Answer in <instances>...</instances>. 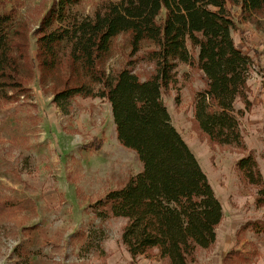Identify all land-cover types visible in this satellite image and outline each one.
<instances>
[{"label": "trees", "instance_id": "trees-1", "mask_svg": "<svg viewBox=\"0 0 264 264\" xmlns=\"http://www.w3.org/2000/svg\"><path fill=\"white\" fill-rule=\"evenodd\" d=\"M12 1L0 0V93L29 94L26 66L29 81L41 83L65 111L77 97L106 99L120 144L144 166L98 202V209L127 220L121 240L131 256L157 251L167 264H196L198 251L216 245L224 219L210 179L165 100L180 91L181 66L206 81L192 100L194 131L214 150L243 154V182L257 188L256 202L264 206V177L241 127L253 105L248 82L254 59L234 41L232 8L239 6L242 18L257 24L264 0H110L94 17L74 20L68 11L77 0H55L33 30L18 21L15 7L7 8ZM122 36L127 62L109 70ZM246 231L264 235V220L245 222L239 233Z\"/></svg>", "mask_w": 264, "mask_h": 264}, {"label": "rangeland", "instance_id": "rangeland-1", "mask_svg": "<svg viewBox=\"0 0 264 264\" xmlns=\"http://www.w3.org/2000/svg\"><path fill=\"white\" fill-rule=\"evenodd\" d=\"M54 1L13 0L7 8L15 7L18 21L29 22L33 30ZM108 1L77 0L68 17H94ZM232 8L234 41L254 59L248 82L253 105L241 127L264 177V17L255 24L242 18L239 6ZM115 46L109 70L127 62L126 37ZM27 69L23 77L31 86L29 94L0 93V264H167L157 251L131 256L121 240L127 220L111 216L108 208L98 209L108 192L123 187L144 167L135 151L120 144L110 102L77 97L65 111L41 83L29 81ZM189 71L180 67V91L165 100L224 211L216 245L198 251L196 264H264V235L239 233L245 222L264 220V206L256 202L259 192L243 182L238 169L243 154L214 150L194 131L192 100L206 81L202 73ZM237 107L243 109L244 103ZM234 251L239 255L228 259Z\"/></svg>", "mask_w": 264, "mask_h": 264}]
</instances>
